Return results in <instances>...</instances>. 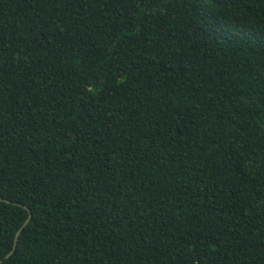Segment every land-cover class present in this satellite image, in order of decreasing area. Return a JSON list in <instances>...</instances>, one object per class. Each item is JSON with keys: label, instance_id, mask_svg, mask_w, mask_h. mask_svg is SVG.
I'll return each instance as SVG.
<instances>
[{"label": "trees", "instance_id": "obj_1", "mask_svg": "<svg viewBox=\"0 0 264 264\" xmlns=\"http://www.w3.org/2000/svg\"><path fill=\"white\" fill-rule=\"evenodd\" d=\"M0 197V264H264V0H0Z\"/></svg>", "mask_w": 264, "mask_h": 264}, {"label": "water", "instance_id": "obj_2", "mask_svg": "<svg viewBox=\"0 0 264 264\" xmlns=\"http://www.w3.org/2000/svg\"><path fill=\"white\" fill-rule=\"evenodd\" d=\"M0 200L1 201H5V202H8V203H14L10 200H7V199H4V198H1L0 197ZM15 204H18V205H21L23 208L27 209L26 206L22 205V204H19V203H15ZM31 214L28 213V216L26 217V219L23 221V223L20 225V227L17 229L16 233H15V237H14V240H13V244H12V247L11 249L5 254V258L9 257L11 255V253L14 251L15 247H16V244H17V239H18V235L21 231V229L27 224V222L29 221V218H30Z\"/></svg>", "mask_w": 264, "mask_h": 264}]
</instances>
